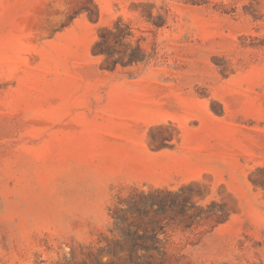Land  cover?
I'll use <instances>...</instances> for the list:
<instances>
[{"label": "rangeland", "instance_id": "1", "mask_svg": "<svg viewBox=\"0 0 264 264\" xmlns=\"http://www.w3.org/2000/svg\"><path fill=\"white\" fill-rule=\"evenodd\" d=\"M148 263L264 264V0H0V264Z\"/></svg>", "mask_w": 264, "mask_h": 264}, {"label": "crops", "instance_id": "2", "mask_svg": "<svg viewBox=\"0 0 264 264\" xmlns=\"http://www.w3.org/2000/svg\"><path fill=\"white\" fill-rule=\"evenodd\" d=\"M207 134L206 136V140H208V147H206V152H208L210 154L209 157V161L210 162H216L219 160V157H215V155H217L221 150H222V146L224 147V144H222L220 141L216 140V137H214V134L211 131L205 132ZM201 133H199V135L197 136V139L194 137H191L190 135H184L182 136V139L178 142V147L176 149H172L170 152L166 151V150H161L160 151V156H168L165 159H169L170 161H174L177 162V157L180 153L183 154V152L185 153H199V151H202V140L203 137H201L200 135ZM203 134V133H202ZM202 139V140H201ZM159 154V153H158ZM197 163H195V167Z\"/></svg>", "mask_w": 264, "mask_h": 264}, {"label": "trees", "instance_id": "3", "mask_svg": "<svg viewBox=\"0 0 264 264\" xmlns=\"http://www.w3.org/2000/svg\"><path fill=\"white\" fill-rule=\"evenodd\" d=\"M120 232H121V234L123 235V237L125 239H127L128 241L131 242L132 247L139 246V248L145 249V250H148L149 248H154V249L157 248V247H154V246L150 247L147 244V241L148 240H153L154 242H157L158 239H159L158 232H156L154 236H150V237L145 236V235H143V236H135V233L129 234V233L122 232V231H120ZM137 241H140V243H137Z\"/></svg>", "mask_w": 264, "mask_h": 264}]
</instances>
